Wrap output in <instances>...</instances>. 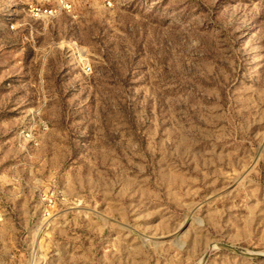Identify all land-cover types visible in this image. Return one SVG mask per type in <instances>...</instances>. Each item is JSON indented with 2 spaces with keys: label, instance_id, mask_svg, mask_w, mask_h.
<instances>
[{
  "label": "rangeland",
  "instance_id": "rangeland-1",
  "mask_svg": "<svg viewBox=\"0 0 264 264\" xmlns=\"http://www.w3.org/2000/svg\"><path fill=\"white\" fill-rule=\"evenodd\" d=\"M0 264H264V0H0Z\"/></svg>",
  "mask_w": 264,
  "mask_h": 264
}]
</instances>
